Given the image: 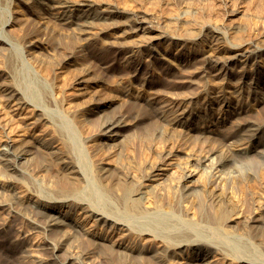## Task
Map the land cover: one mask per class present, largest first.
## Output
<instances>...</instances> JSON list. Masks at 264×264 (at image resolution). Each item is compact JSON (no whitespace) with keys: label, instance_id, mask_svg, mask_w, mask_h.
I'll list each match as a JSON object with an SVG mask.
<instances>
[{"label":"rangeland","instance_id":"obj_1","mask_svg":"<svg viewBox=\"0 0 264 264\" xmlns=\"http://www.w3.org/2000/svg\"><path fill=\"white\" fill-rule=\"evenodd\" d=\"M32 1L0 0V32L4 31L3 34L8 41L7 44L0 43V85L5 80L9 83L15 81L16 86L10 87L20 89L31 102L40 101V105L46 110L50 119L46 120L43 117L39 119L41 118L40 111L32 105L13 106L8 104L4 100L3 91L0 88V150L4 147L3 143L6 139H13L17 144L23 143L31 147L34 154L32 153L29 158L33 159L34 163H42L48 166L47 170L40 172L28 168V160H25L19 166L24 172L23 176L22 174L17 175V194L21 196V199L32 202V200H38L34 194L39 193L44 197L50 191L51 181L49 179L51 177L52 180V175L56 169L52 165L51 156L44 153L43 147L40 146L39 142L42 138L50 144L59 145L61 151L67 154L70 151L74 152V155L71 152L68 155L74 156L76 161L78 158H84L87 162L94 163L93 170L95 169L96 175L102 173L101 169L103 168L114 169L115 173L110 170L113 175H116L118 169L121 172L125 170L124 174L128 172L127 175L133 177L130 179V181L133 179L132 185L138 184L144 179L141 178L144 166L147 167L149 164L159 162L160 169L158 172L164 173L165 184L168 183V186H170H163L164 189L166 187V190H162V192L169 197H173V195L178 194L177 183L182 178L181 176L190 170L187 165L192 162L189 163V161L201 157L202 154L206 155L209 151L207 149L211 148L210 151H212L217 147L220 139L229 137L233 122L238 116L236 115L238 111L236 112L234 107L238 110V105L243 104L245 109L247 106L246 110L249 113H245L246 117L251 118V114L254 119L264 117V103L256 101V99L263 100L261 97L264 95V65L254 62V60L247 63V65H245L246 62L239 61L228 63V67L225 66L224 75L213 78L212 85L217 88L212 89L215 91V94L212 95H217V91H230L234 85L247 81L248 83H255L257 89L261 92L257 93L258 96L254 95L249 100L239 101L240 97H236L235 94L231 93L228 99L232 102V107L225 106L223 102H215L212 105L213 108L205 109L206 112L202 109L198 111L197 115L191 117L189 126H185V128L177 126L179 130L177 127H175L177 130L163 127L160 132L161 128L157 126L154 115L155 111L159 110L164 104L168 105L169 101L171 107V101L181 98L182 95L186 96L191 92H204V96L207 95L205 89L208 86H201L202 83H200L201 85L198 84L201 81L199 76L195 77L196 80L193 79L196 86L190 81L189 77H186V71L196 70V67L203 64L204 57H206V60L207 55L218 51L219 47L224 48L236 42L246 43L245 41H249V39H255L256 41L264 39V0H90L93 4L98 3L96 7L101 10V14L108 13L107 15H112L108 11L113 8L126 14L119 13L110 20H101V24H97L98 26L92 29L94 31V35H91L93 36L92 39L89 38L90 35L85 36L86 41H81L82 43L79 40L77 41L76 34H74L75 30H71L72 26H70V29L67 28L70 31H63V25H58L59 21L57 22L53 18L51 20L47 19L46 25L43 24V20L39 18L40 14H36L35 9L32 8ZM46 1H49L52 5H58L59 1L66 0ZM67 1L72 2L74 9L80 7L79 4L84 2V0ZM42 6L44 7V4L41 5L43 9ZM82 13L80 11L76 12V18L80 17ZM133 14H140L154 21L158 30L145 34L142 30L131 33L128 18ZM10 17L15 22L13 21L12 24L7 25L6 22L8 18L10 20ZM112 22H116V24L111 25ZM214 29L223 32L227 43L212 37ZM64 30H66V27ZM150 35L156 37H152V39ZM147 40L148 42H146ZM137 42L151 43V45L150 48L140 54L138 52L136 55L131 50ZM130 45L131 48H129ZM68 46L72 48L70 49ZM70 53L74 56H71ZM242 59L244 60V58ZM177 65H187L189 67L187 70V66L178 68ZM191 65L194 66L191 67ZM210 65L217 64L211 63ZM85 69L89 71L87 72ZM179 73L182 76L178 75ZM82 78L90 80L91 89L84 91L82 97L79 96L75 100L70 97L63 99V93L67 90L72 91L75 84ZM96 86L97 88L100 86L101 89L103 87L104 90L99 89V87L97 91ZM93 88L96 91L95 95ZM157 92L159 95L156 94ZM161 95H166V101L162 99ZM167 95L172 96V98L170 97L171 100ZM100 96L106 99L102 98L104 101L97 99ZM155 96L159 102L156 101L157 99H155L156 102L150 100ZM159 96L161 97L159 98ZM96 99L103 101V103L98 106L97 104L100 101L98 102ZM93 100L95 103H93ZM169 106H167V109H171ZM242 111L243 109L239 112ZM123 114L129 118L131 125L118 130L120 135H117V140L108 139L102 131L104 121ZM115 131L109 132V134L115 133ZM173 131L174 133H172ZM189 133L191 135L187 136ZM195 134H202L206 137L200 138V140ZM184 135H186V138H184ZM209 135L210 139L208 140L207 136ZM190 136L191 138L188 140L187 137ZM91 138L95 141L99 140L101 144L99 143L100 145H94L93 147L92 142H86ZM69 145H80V147L73 151V149L67 147ZM94 148L95 151L93 152ZM251 152L248 153L249 156L239 155L241 158L239 157L237 160L238 164L243 166L245 162H248L247 160L257 159L256 156L259 157L260 153L257 150ZM190 155H193L192 159L189 158ZM207 164L208 162L201 166L198 175L193 178V183L196 181L194 187L201 185V181L206 179ZM230 166L227 170L232 171L236 167L235 164ZM141 167L142 171L139 169ZM248 170H251L264 186V165L253 162L248 165V169L244 166L239 169L238 173H233L239 175L241 182L238 183L233 179L235 182L231 181L230 185L225 188H230L228 191H232L234 194L237 193L236 196L238 195L239 199L241 198L244 201L250 197L251 192H257L258 190V187H255L257 182L254 183V181L246 179ZM175 177L179 180L174 181ZM108 179L111 182L107 181ZM108 179L103 180L104 184L106 181L109 185L115 184L114 180ZM10 180H12L10 175H6L4 169L0 166V184L5 185ZM199 180L201 183H198ZM157 183L160 184L161 182ZM37 189H40V192L35 193ZM119 190L121 189L119 188ZM260 190L257 192L258 196L259 192L264 194V188ZM260 194V199H263L262 203H264V195ZM57 200L59 202L60 199ZM7 202V198L1 199L0 197V204ZM57 202L48 204L51 207L42 208L48 212L52 211L51 213L57 219L56 222L61 223V225H55L51 228H48L43 222H38L29 210L24 214L18 213V208L10 207L9 209V206H0V264H80L72 260L70 254L71 250L74 249L73 247H79L81 244L83 249L97 252V256L92 259H96V264H123V262L126 264H153L154 262L151 260L138 257L129 259L130 256L128 255L133 253L132 255L135 256L137 252L132 251L129 254L130 251L127 247L123 249V247L118 248L115 245L112 247L114 249H111V247L108 249V246L112 244L110 241H120L122 243L126 241L129 247H137L138 245L143 247L145 242V245H151L154 251L161 252L163 249L159 244L152 246L153 242L148 239V236L141 237L146 239L142 241L141 238L136 239L131 235L129 236V232L123 229L112 234L111 224L95 222L96 218H92L85 210L79 208L80 206L71 202L67 204ZM206 202L208 203L207 207L212 208L214 206L212 205L213 202L208 200ZM33 203L35 202L31 204ZM199 207L198 204L193 213L197 212ZM256 208H254L255 214L259 217L263 213L264 216L262 209L259 206ZM263 216L259 217L261 220L258 223H255L259 226H256L255 230L254 226L251 230L254 231L251 236L248 233L250 228L248 229L244 218L235 216L233 219L236 220L229 222L232 226L230 231L233 235L238 239L242 237V239L252 243L250 250L243 253V255H253V252L257 254L254 255L256 257L264 255L262 240L264 238V233H262L264 227L261 228V226H264ZM35 222H38L40 227H37ZM72 227L75 230L77 228L78 236L73 238L69 250L68 248H55V244L63 236L62 234L66 230L72 229ZM260 232L262 235L259 234ZM205 233L207 232L205 231ZM112 236L116 237L113 238ZM119 237H122V240ZM139 240L141 241L139 242ZM223 242L233 247L234 242L232 240L225 239ZM118 250L120 251L118 252ZM24 251H27V253ZM110 251L118 254L113 255V252ZM196 251V247H185L181 250H173L170 257L173 264H193ZM98 254L105 259L104 262L101 263V260L96 258ZM123 254L126 255L124 258L122 257ZM160 264L165 263L160 262ZM215 264H224V261L218 260ZM236 264L244 263L236 262Z\"/></svg>","mask_w":264,"mask_h":264},{"label":"bare ground","instance_id":"obj_2","mask_svg":"<svg viewBox=\"0 0 264 264\" xmlns=\"http://www.w3.org/2000/svg\"><path fill=\"white\" fill-rule=\"evenodd\" d=\"M71 3H69L66 0V1H59L58 5H52L49 1L47 2L46 0H33L31 4L33 6L32 8L35 9L36 14L38 15L40 14V17L39 16L38 17L43 20L42 21L43 24L46 25L47 23L46 20L47 19L51 20L53 18L55 19V21L56 20L57 22L59 21L58 25L59 24L63 25L62 26L63 31H68L70 29V26H72L71 30L73 31L75 30L74 31L75 32L74 34H76L75 37L77 41L79 40L80 43H82L81 41L83 42L86 41L85 36L87 37L88 35H90L89 38L91 37L92 39L93 36L91 35L92 34L94 35V31L92 29L100 25L101 20H110L114 16H117V14L119 13H125V12H121L120 10H117L116 8H113L112 10L108 11L112 13V15H107L108 13L101 14V10L97 9L96 7L98 3L93 4V2L91 3L90 0H84L82 4H79L80 7L75 9L73 8L74 5ZM43 4L44 7L42 6L43 7L42 9L41 5ZM79 11L83 13L80 17H77L78 18L77 19L76 12ZM13 21L15 22V20ZM13 21L10 17V20L8 18L6 24L7 25L12 24ZM128 22L131 27L130 28V31H132L131 33H135L134 31L142 30L144 31L145 34V33H150L151 31L157 29V25L154 21L149 20V18H146L145 16L140 14H133L132 16H129ZM73 24L75 25L74 27ZM110 24L114 25L116 24V22H112ZM65 27L66 30H64ZM67 28L69 29L67 30ZM130 31L128 30L129 33ZM3 32L4 31L0 32V36H1L0 43L7 44L8 41L5 39L6 36L3 34ZM143 36L145 37V35ZM150 36L151 38L156 37L155 35L154 36L150 35ZM212 37L217 38L218 41L222 40L223 42L225 41L227 43L223 32H220L219 30L214 29V33ZM148 40L146 42H148ZM138 42L136 43V45L133 44L134 46H132L133 48L131 51L134 54L138 52L140 54L143 51L150 48L151 43H141L142 41L140 43ZM245 42L246 43L236 42L234 44H229L224 48L219 47L218 51L211 54L208 53L209 55H207V59L205 60L206 57L203 58V64L199 65L198 67H196L197 65L195 66L196 70L194 69L190 71L191 70L190 69L189 71H186L187 72L186 77H189L191 79L190 80L191 82H193V79L196 80L195 77L199 76L201 78L200 82H198L199 81L198 78H197L198 81L196 82H198V84L202 83V85L200 84L201 86H208L205 89L207 90V95L204 96V92H200V93L191 92V94L188 93L186 96L182 95L181 98L180 97L178 98L176 96V99L177 98L178 99L177 100L172 99L173 101H171L170 103L171 107L169 106V102H170L169 101L168 105L164 104V106L159 108V110L155 111L156 113L153 110V112L155 113L154 115L156 118L157 126L161 128L160 132L161 130H163L162 129L163 127H168L175 130L176 129L175 127L177 126H181L184 128L185 126H189L191 117L197 115L198 111H201L202 109L207 110V108L209 109L213 108L212 105L215 102L218 103L223 102L225 103V106L232 107L231 106L232 102L229 101L228 99L231 93L235 94L236 97H240L238 99L239 101H243V99L245 101L246 99L249 100L253 98L254 95L258 96L257 93H261L257 89L255 83L252 82L248 83L247 81H242L239 84L234 85L231 88L232 90L230 91H217V95H212L213 93L215 94V91H213L212 89L217 88V87H213L212 85V81H214L213 78L215 76H220V75L222 76V74L226 70L225 66L228 67V63L231 62L236 63L237 61H239V62H246L245 65H247V63L254 60V62L262 63L261 65H264V39L261 41L258 40L256 41L255 39H249V41H245ZM246 46L249 47L247 48ZM68 47H70V49L72 48L71 46ZM129 48H131V45L129 46ZM70 54L71 56H74L72 55V53ZM66 58H67V54H66ZM242 58H244V60ZM211 63H216L217 65H210ZM177 66L178 68H182L181 66H187V65H177ZM192 66L194 65H191V67ZM188 67L189 66H187L186 68L187 70ZM263 70H264V66H263ZM86 71L88 72L89 70ZM262 73L263 72L261 71V74ZM182 74L184 73L182 72ZM182 74L180 75L179 73L178 75L182 76ZM186 81L189 80L187 79ZM4 82H1L0 88L3 91V98L6 102H8V104H12L13 106L32 105L35 108H37L38 111H40L41 118L39 119H42V117L46 120L49 119L48 113L43 108V106L40 105L41 104L40 101L35 100V102H31V100H29L20 89L15 87L14 88L10 87V86H16L15 81L14 83L6 82V80ZM193 84L194 86H196L195 81L193 82ZM91 86L92 85L89 79L82 78L75 84L72 91L67 90L63 93V99L70 97L71 99L75 100L79 96L82 97L84 91L86 90L89 91V89H91ZM98 88L96 86L95 89L97 90ZM95 89L93 91L94 95L96 94ZM99 89H101V87ZM101 90H104L103 87ZM219 93L221 94L218 95ZM154 94L152 95L154 96ZM156 94H158V92ZM161 96H159V98ZM165 96H162L163 97L162 99H165L166 101ZM168 97L172 98V96L170 95ZM102 98L104 97L100 96V98L97 99L103 100ZM261 98H263L264 100V95ZM155 99H157L156 96L150 98L151 101L153 100L155 101ZM263 100L256 99V101H259V103H264ZM103 101H100L97 105L99 106L100 104L103 103ZM156 101H158V99ZM89 102L91 103V101ZM186 102H188L189 104ZM93 103H95V101ZM242 105L243 104L238 105V110L236 107H234L236 109V112L238 111L236 114L238 116L235 115L237 118L235 119V122H233L232 131L229 132V137L220 139L218 141L217 147H215V149H212V151H210L211 148L207 149L209 150L208 152H210L211 154L205 152L206 155L202 154L203 156L201 155V157H198L196 159H192L191 157H193V155L192 156L190 155L189 158H191L192 161H189V163L190 162L192 163L188 164L187 166H189V169L191 171L188 170V168L185 166L189 172H187L186 169L183 168L185 169L184 171H186V173L184 175L181 174L182 176L180 175L182 177L181 178L182 180L181 179L179 180L178 178L176 179L175 177L174 181L179 180L178 183L176 182L178 185V189H177L178 194L175 196L173 195V197L172 196L169 197L168 195H165L166 193L164 194L162 192V190L164 191L166 190V187L169 184L168 183L165 184L166 179L165 176H163L164 173L158 172L160 169L159 162L153 163L151 165L149 164V166L147 165V167L144 166L143 172H141V174L143 173L141 178L144 179L141 181L139 177L141 182L132 185L131 183L133 179L132 181H130V179L133 177L127 175L129 174L128 172L127 174H124L123 172H125V170L123 168L122 169L124 171L121 172V170L119 171L117 167L118 170H116V175H113L110 172L111 170L110 168L101 169L100 167L102 173H99L100 175L98 174L99 175L98 176L96 175L97 173H95L96 171L94 172L95 169L93 170V166L95 165L94 163L89 161L87 162L84 158L81 159L78 158V160L76 161L74 156L71 157L72 155L71 156L68 155L72 153L71 151H70L71 153L68 152L67 154L61 151L59 145L50 144L47 140L42 138L40 139L39 142L40 146L43 147L42 149L44 153L51 156L49 157L51 158L52 165L55 167L56 171L55 173H53V175L51 174L52 180L51 177L49 179L51 181L49 187L50 191L46 193L44 197H42L39 193H37L40 192V189H37L38 191L37 190L35 191V193L37 194H34V192L33 194L35 195V197L38 198V200H32V202L35 203L31 204L32 203L31 201L23 200L21 199V196L17 194L18 192L16 186L18 183L17 175L22 174L23 176L24 173L23 170L19 168V166L23 164L25 160L26 161L28 160V164H27L28 168H31L34 171L35 169L38 172L45 171L48 169V166L42 163L39 164L36 162L34 163L33 162L34 160L33 159L31 160V158H29L32 155V153L34 154L30 146L23 143L17 144L13 139L8 138L4 141L3 143L4 147L1 148L0 150V166L4 169L6 175H10L12 180H10V182L5 185L0 184L1 199L2 198L8 199L7 203L0 204V206H9V209L10 207L18 208L17 212L24 214L29 210L30 212L33 213V214L31 213L32 216L38 222H43L46 224L48 228H51V227H55V225H61V223L56 222L57 219H55V216L51 213L52 211L48 212L47 210H43L42 208L51 207L48 204L56 203L58 201L57 199H60L59 202L57 203L62 202L64 204H67L71 202L74 205L80 206L79 208L85 210L87 214H90L89 216H91L92 218H96L95 222L97 223L100 222V223L111 224L112 234H114L116 231L120 229H123L125 231H128L129 232L128 235L129 236L131 235V237L133 238L135 237L136 239L137 238L139 239L143 236H148V239L151 242H153L152 246H157L159 244V246L163 247L162 251L159 252L152 250L153 247H151V245H147V244L145 245V242L143 247H141L140 245H138L137 247L136 246L129 247L127 246L126 241L123 243L120 241L119 242L113 240L110 241L112 242V244L111 246H108L109 247L108 249H110V247L111 249H114L112 247L117 245L118 248L123 247L124 249V247L125 248L127 247V249L130 251L129 254L132 251L137 252L135 256L132 255L133 253L131 255H128L130 256L129 259L138 257L145 260H151L155 264H160V262L165 264H173V261L170 257V253L173 250H181L182 248L185 247L187 248L196 247L197 251L195 256L193 257V260H195L193 264H215L216 262H218V260H223L224 264H236V262L237 263L243 262L244 264H264V258H261L264 257V255H259L256 257L254 255L257 254L254 252L253 255H243V253L250 250L251 248L250 246L252 245V243H250L248 240L242 239V237L238 239V237L233 235L230 231L232 226L230 225L229 222L232 220H236L233 218L237 216V218L245 219L248 229L250 228V230H248V233L251 236L252 235L251 233L254 232L251 231L253 230L254 226H255L254 230L256 229V226H259V225H255V223H258L261 220L259 219V217L263 216L262 213L258 217V215L255 214L256 211H254V208L257 209L256 207L259 206V208H261L262 211L264 212V203H262L263 199H260V195H261L260 193L263 194V192H259V196L257 195V192L261 191L260 189H263L264 186H262L263 183L259 182V179H257L256 175L253 172H251V170L247 171L246 179L248 181H254V183L255 182L259 183V184L257 183L255 184V187L256 188L258 187V190L257 192L256 191L251 192L249 194L250 197L247 198L245 201L242 200L241 198L239 199L238 195L236 196L237 194L236 191H234L236 193L234 194L232 193V191H228L230 190V188L225 189L227 188V185L228 186L230 185L229 183L231 181L235 180L238 183L241 182L238 177L239 175L233 174L236 172L238 173L241 167L246 166V168L248 169V165L253 162H257L258 164L264 165V117L263 118L261 117L259 119L258 118L254 119L252 118L253 115L251 113H250L251 118L246 117L245 113H247L246 110L247 106L245 109V106ZM167 106H169L171 109L169 108L167 109ZM242 109L243 111L239 112ZM128 125H131V122L129 118L123 114L106 119L102 125L103 128L102 127L101 128L103 131V135H106L108 139L117 140V135H120L118 130ZM113 131H115V133L109 134V132H113ZM172 133H174V131ZM163 135L165 136V134ZM189 135H191V133L187 134V136ZM195 136L198 139L206 137L205 135L202 134L201 135L195 134ZM184 138H186V135H184ZM190 138L191 136L189 138L187 137L188 140ZM207 139L208 140L210 139V135L207 136ZM86 142L89 143L92 142L91 145H93V147L94 145L101 144L99 140L95 141V139L93 138L86 140ZM67 147H70V149H73L74 151L78 147H80V145H69ZM253 150H257L260 153L259 157L256 156L257 159L253 158L254 160H247L248 162H245L243 166H241V164H238L237 160L240 157L239 155L245 154V156H249L248 153ZM94 151L95 148L93 152ZM206 162H208L207 164L208 167L206 166L207 169L205 170V173L207 174L206 179L202 180L201 181L202 183L199 180L198 183H201V185L199 184V186L194 187L196 181L193 183L194 181L193 178L196 175H198L201 166L206 164ZM231 164H235L236 167L232 171L227 170L228 168L231 167L230 166ZM139 169L141 170L142 167ZM112 170L113 173H115V170L114 169ZM117 171H119L122 174H120L119 172L117 173ZM106 178L107 179L111 178L112 181L114 180L115 184L114 185L107 184V181H109V179L104 184L103 180H105ZM230 178L232 179L230 180ZM159 181L161 182L160 184L157 183ZM163 186H166L165 189L163 188ZM119 188L121 190H119ZM207 200L213 202L212 205L214 206H212V208L207 207L208 204L206 202ZM198 204L200 205L201 208L199 207L197 212L193 213L195 207ZM150 208L153 209L151 210ZM38 222L35 223L37 227H40V224ZM261 224L263 225V223ZM262 227L264 226H261V228ZM76 230L74 229V227H72V229L70 230H66L64 234H62L63 236L55 244V248L58 249L68 248L69 250V245L72 242L73 238L78 236ZM205 231L208 234L205 233ZM262 233H264V231ZM259 234H261V232ZM112 237L115 238L116 236H112ZM208 237L211 238L208 239ZM222 237L225 239L232 240L234 242V244L232 243L233 247H231L230 244L223 242L225 239L221 241L220 239H223ZM119 238L122 240V237ZM141 240L143 241L146 239L141 238ZM141 240H139V242ZM262 240L264 243V238ZM76 247L77 246L73 247L74 249L71 250L70 258L72 260H75L80 264H96L95 263L96 259L92 260L95 256H97L96 251L83 249L82 244L79 247L77 248ZM115 250L117 249L115 248ZM119 251L120 250H118V252ZM24 252L27 253V251ZM114 254L115 253L113 252V255ZM125 256L124 254L122 255L123 258ZM96 258H99L101 260V263L104 262L105 260L99 254L98 257ZM123 264L126 263L123 262Z\"/></svg>","mask_w":264,"mask_h":264}]
</instances>
